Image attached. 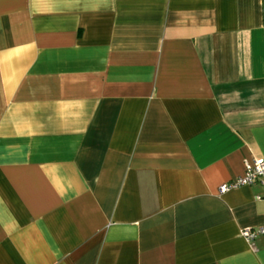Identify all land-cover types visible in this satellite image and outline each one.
I'll list each match as a JSON object with an SVG mask.
<instances>
[{
	"label": "crops",
	"instance_id": "1",
	"mask_svg": "<svg viewBox=\"0 0 264 264\" xmlns=\"http://www.w3.org/2000/svg\"><path fill=\"white\" fill-rule=\"evenodd\" d=\"M264 0H0V264H264Z\"/></svg>",
	"mask_w": 264,
	"mask_h": 264
},
{
	"label": "built area",
	"instance_id": "2",
	"mask_svg": "<svg viewBox=\"0 0 264 264\" xmlns=\"http://www.w3.org/2000/svg\"><path fill=\"white\" fill-rule=\"evenodd\" d=\"M260 183L264 185V159L257 158L251 163H246L244 173L236 179L223 183L219 186V193H224L230 189ZM239 234L247 241H252L258 235H264V226L241 229Z\"/></svg>",
	"mask_w": 264,
	"mask_h": 264
}]
</instances>
